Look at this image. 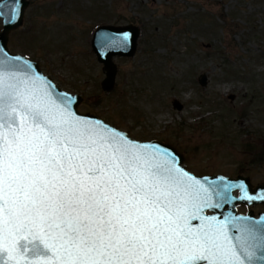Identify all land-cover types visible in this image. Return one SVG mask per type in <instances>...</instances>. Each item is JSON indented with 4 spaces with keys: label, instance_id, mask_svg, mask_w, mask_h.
<instances>
[{
    "label": "snow or ice",
    "instance_id": "1",
    "mask_svg": "<svg viewBox=\"0 0 264 264\" xmlns=\"http://www.w3.org/2000/svg\"><path fill=\"white\" fill-rule=\"evenodd\" d=\"M17 2L0 0V15ZM19 60L0 58V264L264 261V224L203 216L221 204L169 153L82 119Z\"/></svg>",
    "mask_w": 264,
    "mask_h": 264
},
{
    "label": "rangeland",
    "instance_id": "2",
    "mask_svg": "<svg viewBox=\"0 0 264 264\" xmlns=\"http://www.w3.org/2000/svg\"><path fill=\"white\" fill-rule=\"evenodd\" d=\"M30 1L10 49L80 94L81 112L175 146L194 173L264 180V0ZM100 24L140 28L111 91L91 46Z\"/></svg>",
    "mask_w": 264,
    "mask_h": 264
},
{
    "label": "water",
    "instance_id": "3",
    "mask_svg": "<svg viewBox=\"0 0 264 264\" xmlns=\"http://www.w3.org/2000/svg\"><path fill=\"white\" fill-rule=\"evenodd\" d=\"M30 0H18L17 3L11 4L8 3V6L4 8V14L0 15L3 21V27L0 30V48H3L4 53L0 55V58L4 56L9 60H14V58H20L19 64H31V71L41 77L45 84L49 86L51 94L54 99L58 102L64 98H70L72 103L69 105L70 109L75 112L82 119H88L92 121H100L102 125L106 126L114 130L116 133L126 137L130 142L134 144H146L152 145L161 150V152H167L170 154L169 159L175 161V165L179 168H182L184 171L188 173L189 176L195 177L197 180L201 182L204 188L209 190V193L212 195L213 203L219 202L221 206L219 208H204L202 211L203 216H215L218 220H223L229 216H239L245 217L253 222H260V224H264V212H261L258 217H256L252 211H249L247 214H242L237 212V206L241 203H246L248 206H252L255 204L262 203L264 204V200L255 199L252 201H248L246 199H241L242 191L238 187V185L243 184L247 191V194L250 196H261L264 195V181L254 185L251 182L249 176H244L242 174L237 177H231L224 174H216V175H196L190 172L187 169L186 165H183L184 155L179 152L178 149L165 142L158 139L152 140H139L130 136L128 132L117 128L116 126L108 123L98 115L92 114L90 112H81L78 108V105L82 101V96L78 93L69 92L63 88H61L49 75L45 74L41 69L39 63L37 61L31 60L25 55L20 53H14L11 51L9 46L10 34L23 26L26 16V11L30 5ZM7 3V0H6ZM17 8L21 15L18 17L15 23L6 24L5 21L9 14L10 8ZM125 34L128 35V40L126 42H120L121 37ZM140 34V28L134 24H126V25H114V24H100L98 25L92 35L91 46L92 50L97 56L99 62L103 63L105 70V77L102 81V86L106 91H111L116 83L117 75H118V65L115 61V57H130L134 56L138 46V37ZM108 39L113 40V43H107ZM199 82L202 85H206L207 76L202 74L199 78ZM174 106L178 109L183 107V104L180 100L175 99L173 102ZM226 186L228 187L225 193ZM238 190V194L235 191ZM222 193L221 196L215 195V193ZM194 224L202 223V221H193ZM260 224L257 227H260ZM231 235H240L236 230H232L230 232ZM259 235V233H258ZM258 256L260 253L258 252ZM254 264H264V261L257 259Z\"/></svg>",
    "mask_w": 264,
    "mask_h": 264
},
{
    "label": "flooded vegetation",
    "instance_id": "4",
    "mask_svg": "<svg viewBox=\"0 0 264 264\" xmlns=\"http://www.w3.org/2000/svg\"><path fill=\"white\" fill-rule=\"evenodd\" d=\"M197 174V173H196ZM198 175H212V174H208V173H202V174H198ZM238 175H240V174H238ZM237 175V176H238ZM243 175V174H242ZM236 176V177H237ZM245 176V175H244ZM232 177V176H231ZM250 177V176H249ZM250 179H251V182L253 183V181H252V178L250 177ZM264 181V180H263ZM263 181H261V182H263ZM261 182H257V184L258 183H261ZM254 184V183H253ZM257 184H254V185H257ZM235 193L236 194H238L239 192H238V190H236L235 191ZM244 211H243V210ZM249 211H252L253 212V214L256 216V217H258L259 216V214L261 213V212H264V204H259V205H255V206H248L246 203H241V204H239L238 206H237V212L238 213H242V214H247Z\"/></svg>",
    "mask_w": 264,
    "mask_h": 264
}]
</instances>
